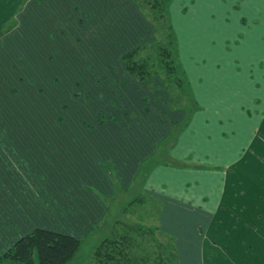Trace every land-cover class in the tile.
<instances>
[{
	"label": "crops",
	"instance_id": "0c3cea01",
	"mask_svg": "<svg viewBox=\"0 0 264 264\" xmlns=\"http://www.w3.org/2000/svg\"><path fill=\"white\" fill-rule=\"evenodd\" d=\"M212 1L173 0L170 4L177 54L197 104L186 125L180 129L176 125L182 122L185 112L182 108H170L172 99L164 89L161 79L154 76L141 83L131 77L123 65L122 56L127 51L154 40L151 24L132 0H43L42 3L34 0L32 3L26 1L20 7V11H15L16 14H13L14 17L21 14L28 3L30 7L45 3L54 8L53 14H50L52 17H57L54 14L64 13L63 19H70L71 23L76 21L77 24L80 19L79 13L83 12L86 14L85 21L98 26L96 28L100 31L109 25L110 33L107 31L106 34H110L109 39L115 41L109 48H101V38H99L97 39L99 42L94 40V47L86 48L88 56L92 57L91 61H93L89 64L91 75L85 74L86 67L83 64L85 65L86 54L83 53L81 46L79 47V42H75L77 44L75 46L73 43L75 39L71 37L67 39V42L61 40L58 45L61 51L68 48L64 60L67 65L63 68L68 71L72 81L94 89L97 105L101 107L103 105L105 112L98 113L97 124L100 115H103L106 119L104 124L111 122L113 127L118 128L120 123L116 111L121 110L125 115L122 126L124 130L112 128L113 141H116L117 145L112 143L113 149L110 148L109 151L106 148L103 149V145H100L99 149L96 148L99 161L100 159L103 161L99 167H92L90 171L86 170L90 173L88 178L93 186H83L85 192L81 193L83 194L81 196L84 204L79 213H83L82 217L90 216L82 229L73 228L76 233L74 237L81 238L89 230L91 232L103 220L108 205L123 193V189L127 190L125 192L133 193L141 189L160 202L158 223L163 232L173 235L176 247L177 256L173 264H264V209H260L258 199L252 205L256 208H244L245 200L250 195L245 192L246 178L250 175L253 179L261 178L260 183L264 184V161L260 158L264 153V145L259 147V150L257 144H249L246 147L245 141L241 143L240 139H237V144H233L234 147L240 148L235 188L233 180L228 176L230 172L227 167L231 164L226 163L230 160L228 159L230 146L223 144L222 147L219 144L216 146L221 162H215L213 151L208 153V149L214 150L213 139L219 138L217 133L210 131L207 127L197 128L198 118L208 126L207 121L212 119L213 114L198 105L200 91L192 77L196 69L189 60L192 57L196 58L197 50L191 49V42L199 41L198 34L201 36L202 33L206 37L205 40L208 39L209 26L212 25L209 2ZM248 2L256 9L260 1L248 0ZM257 8L260 13L261 7ZM111 12L115 14L113 17L110 16ZM16 19L18 24V18ZM92 40L93 38H90L87 44H91ZM187 43L190 49H187ZM205 72V75H208V70ZM104 74L106 79L116 87L114 95L107 92L106 88H109L107 84L100 85L101 83L97 81L98 76H104ZM108 91L111 92L110 89ZM108 97L114 100L105 106ZM114 103L115 106H110ZM108 108L110 110H107ZM107 111L108 114H106ZM197 112L204 113L196 116ZM138 121L140 127L137 126ZM65 133L67 135L64 134L65 137L70 136L69 132ZM221 133L222 136H227ZM237 134L242 135L239 131ZM96 142L99 141L96 140ZM102 142H104L103 138ZM167 142H169V148L165 149L163 147ZM252 148L254 152H251ZM220 149L222 150L219 152ZM233 166L235 165L230 167L233 168ZM55 167L57 169L60 166L49 167V172H53L52 169ZM36 168L31 171L28 192H24L26 188L19 186L18 195L12 197L13 201L9 197L12 191L0 182V252L8 250L16 239L40 228L36 224L38 220H35L39 211L50 212L55 220L46 223L48 225L42 224V227L55 228L56 226L58 229L55 230L61 233H69L67 230L70 229L63 225L69 224L77 217L78 211H71L69 199L64 195L58 199L48 198L46 204L39 205L37 196L39 178ZM248 170H251L253 174ZM58 171L60 173L57 172L56 177L62 181V189L64 185L80 183L79 172L73 173L76 177H70L68 166L63 169L60 167ZM260 174L261 177L258 178ZM53 180L55 175L52 176ZM138 185H141L140 188ZM74 190L77 193L82 191L79 188ZM235 190H237L235 199L239 207L224 208L223 205L234 196ZM58 203H60L59 207H62V212L57 214L60 219L56 218L54 213ZM214 205L222 207L214 209ZM242 205L244 206L241 207ZM166 213L176 217V225L172 229H166L164 226L163 220ZM190 216L198 218L199 223L196 224L190 220ZM64 217L69 222H66ZM170 222L172 224L174 219ZM217 228H221L225 234L222 237L219 236V239L213 236L218 233ZM192 231H196V234L191 235Z\"/></svg>",
	"mask_w": 264,
	"mask_h": 264
},
{
	"label": "rangeland",
	"instance_id": "374dc122",
	"mask_svg": "<svg viewBox=\"0 0 264 264\" xmlns=\"http://www.w3.org/2000/svg\"><path fill=\"white\" fill-rule=\"evenodd\" d=\"M26 1L32 3L34 0H0V182L12 191L9 197L13 201L12 197H17L19 186L26 188L24 192H28L31 171L37 166L39 205L46 204L48 198L58 199L66 196L71 211L76 210L78 214L70 222L63 218L69 222L63 227L70 229L67 230L69 233H63L73 236L76 234L73 228L82 229L90 216L82 217L83 213L79 212L84 204L81 196V193L85 192L83 186H93L88 178L89 171L92 167H99L103 161H99L96 148L99 149L100 145H103V149L109 151L110 148L113 149L112 143L117 145L116 141H113L112 128L124 130L122 126L125 115L120 109L116 111L120 123L118 128L113 127L111 122L102 126L97 124L98 113L105 112L103 105H97L94 89L72 81V77L64 69L67 65L64 60L68 48L61 51L58 45L61 40L67 42L71 37L75 39V46V42H79V47L81 46L86 54L85 65L83 64L86 67L85 74L91 75L89 64L93 61L86 48L94 47V40L99 38L101 48H109L115 41L109 39L110 34H106L109 25L100 31L96 28L98 26L85 21L86 14L83 12L79 13L77 24L76 21L71 23L68 17L65 18L69 20L63 19L64 13L54 14L57 17H52L50 14H53L54 8L45 3L31 7L29 3L26 4L25 10L15 17L18 18L17 26L10 33L3 35L2 26L10 23L15 11H19ZM259 1L256 9L248 0L209 2L212 25L209 26L208 39L205 40L206 37L202 33L201 36L198 34L199 41L191 42V49L197 50L196 58L189 60L196 69L192 77L200 91L198 105L213 114L212 119L207 121L208 126L198 118L197 128L203 126L217 133L219 138L213 139L214 150L208 149V153L213 151L215 162H221L216 146H230V160L226 163L235 165L233 168L227 167L230 172L228 176L233 180L235 188L240 148L234 147L233 144H237V139H240L241 143L245 141L246 147L249 144H257L258 149L264 145V0ZM60 4L63 5L61 2ZM170 4L168 12L172 24ZM257 7H261L260 13ZM114 15L111 12L110 16ZM91 32L94 34H90ZM90 38L93 40L91 44H87ZM187 49H190L188 43ZM177 61L181 62L179 56ZM207 70L208 75H205ZM105 76L99 75L97 81L100 85L107 84V92L114 95L116 87ZM113 100L108 97L105 106ZM110 106H115V103ZM202 113L204 112H197L196 116ZM137 126H141L139 121ZM192 127L195 128L193 125ZM237 131L242 135H238ZM65 132H69L70 136L65 137ZM221 132L227 136H222ZM168 144L169 142L165 143L163 148L168 149ZM251 152H254V148ZM260 158L264 161V153ZM54 165L62 169L68 166L70 177H76L73 173L79 172L80 183H70L62 189V181L56 177L60 173V167H55L53 172H49V167ZM248 171L253 174L251 170ZM53 175L55 180L52 181ZM260 177L261 174L258 178ZM260 179H253L251 175L246 178L245 192L250 195L245 200L246 205L241 207L256 208L252 205L258 199L260 209H264V184L261 185ZM74 188L82 191L77 193ZM135 195L136 193L128 191L109 204L100 225L92 233L89 230L81 237L82 243L72 264H88L95 247L111 235L119 234L124 226H138L140 223L145 224V220L153 224L155 220L152 212L155 209L145 212V204L132 205L129 201ZM236 196L237 190L223 207L238 208ZM59 204L54 209L56 218L57 214L62 212ZM219 207L214 205V209ZM52 216L50 212L39 211L38 216H35V220H38L37 227L44 228L42 226L48 225L46 223L55 221ZM173 219L174 224H171ZM197 219L190 216V220L196 224L199 223ZM175 221L174 215H164L163 223L166 229L175 227ZM54 227L44 229L60 232L55 230L58 227ZM90 227L93 228L91 224ZM220 231L222 232V229L217 228L218 233L213 235L215 239L225 235ZM192 232L191 235L196 234V231ZM198 234L201 235L199 232Z\"/></svg>",
	"mask_w": 264,
	"mask_h": 264
},
{
	"label": "trees",
	"instance_id": "16d2710c",
	"mask_svg": "<svg viewBox=\"0 0 264 264\" xmlns=\"http://www.w3.org/2000/svg\"><path fill=\"white\" fill-rule=\"evenodd\" d=\"M42 1L37 0L38 3ZM132 1L151 24L154 40L127 51L122 56L123 65L126 72L141 83L154 76L161 79L164 89L172 99L170 108H182L185 112L182 122L176 125L180 129L186 125L197 104L185 72L177 61V45L168 12L172 0ZM16 26L17 19L13 17L10 23L2 26L1 33L5 35ZM105 121V117L100 115L98 124L103 125ZM140 186L138 185L139 188ZM125 191L127 190L123 189L120 195L125 194ZM129 202L135 206L145 204V212L155 209L152 212L155 220L153 224L145 220V224L124 226L119 234L111 235L110 238L99 243L87 263L173 264L177 256L176 247L173 235L163 232L158 223L160 202L141 189ZM100 223L92 229L91 233ZM81 243L82 238L36 228L16 239L8 250L0 252V264H72Z\"/></svg>",
	"mask_w": 264,
	"mask_h": 264
}]
</instances>
